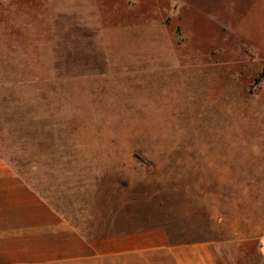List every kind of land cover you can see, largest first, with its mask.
Masks as SVG:
<instances>
[{"label":"rangeland","instance_id":"374dc122","mask_svg":"<svg viewBox=\"0 0 264 264\" xmlns=\"http://www.w3.org/2000/svg\"><path fill=\"white\" fill-rule=\"evenodd\" d=\"M65 1L0 0V58L12 60L0 65L1 104L43 128L27 139L28 164L64 183L41 191L71 208L127 203L172 241L264 231V50L236 35L234 5L189 0L172 49L107 42L110 71L74 78L53 58L52 6ZM96 4L106 34L122 2ZM258 18L246 28L264 30Z\"/></svg>","mask_w":264,"mask_h":264},{"label":"crops","instance_id":"0c3cea01","mask_svg":"<svg viewBox=\"0 0 264 264\" xmlns=\"http://www.w3.org/2000/svg\"><path fill=\"white\" fill-rule=\"evenodd\" d=\"M97 1L66 0L52 6L53 58L68 65L74 78L110 71L107 42L112 47L119 42L153 41L172 49L179 42V28L189 24L186 19H193L189 0H107L122 2V6L109 7L105 34ZM221 1L226 7L234 5L235 29L240 20L244 22L235 30L240 41L256 43L251 48L264 50V30L246 28L261 21L258 16L264 14V0ZM13 56L15 66L18 55ZM11 61L3 56L0 65L9 67ZM29 61L24 63V76L32 74L27 68ZM11 76L8 74L6 81H17ZM2 89L0 264H264V231L256 223L249 229L239 226L230 234L219 229L218 233L203 234L201 240L178 242L164 237L160 230L147 231L144 217L127 203L77 204L71 208L52 201L41 190L64 184L56 180L60 173L34 169L28 162L36 160L25 155L27 139L38 138L34 131L43 128L33 122L12 121L9 115L15 111L1 104L6 96ZM40 158L49 160L48 155Z\"/></svg>","mask_w":264,"mask_h":264}]
</instances>
